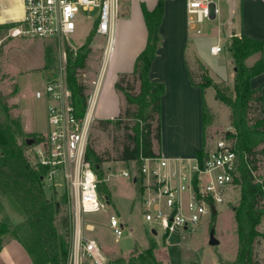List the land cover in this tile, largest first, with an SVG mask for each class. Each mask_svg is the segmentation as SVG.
I'll return each instance as SVG.
<instances>
[{
  "label": "rangeland",
  "instance_id": "1",
  "mask_svg": "<svg viewBox=\"0 0 264 264\" xmlns=\"http://www.w3.org/2000/svg\"><path fill=\"white\" fill-rule=\"evenodd\" d=\"M157 1L132 0L125 3L122 15L117 23L108 62L105 65L106 52L109 46L108 40L95 35L86 68L79 77L87 86L89 96H91L96 86L99 83L101 84L96 120L90 127L87 147H92L105 158L114 159L117 157L115 147L121 146L123 130L117 131L112 126L103 129L99 121L108 120L102 117L110 118L117 115V113L119 115L126 106L124 95L116 90L115 84L113 89L110 82L120 68H125L127 65L126 69L132 70L134 68V62L144 50L147 42V28L142 8L146 6L150 10V8L155 7ZM166 1H168V6L166 5V8H164L160 36L171 43L175 30L178 31V34L183 33L186 6L184 9V0ZM218 5L222 16L226 19L225 22L228 23L230 0H218ZM21 15L22 6L19 0H0V26L12 24L11 22L20 19ZM81 17L85 20L77 23L76 32L70 39L12 38L9 36V29L1 32L0 93L5 97L12 116L19 120L24 133L32 136L29 139L45 138L49 133L48 102L44 98L37 99L35 93L45 89L46 81L53 74L50 72H60L63 67L67 76L68 62H62L63 53H66V59H68L66 48L70 47L77 52L93 30L94 24L91 19L96 17V12L81 13ZM221 22L219 17L214 20L212 25L210 23L201 25L200 28L203 34L198 37L212 36L214 42L219 38L221 45L225 43L227 45L228 42H225L224 38L223 22ZM188 60L190 70L197 75L196 81L200 82L201 71L197 64L198 59L194 54L189 53ZM253 62L252 57L247 60V65L251 66ZM161 63L162 60H159L158 64ZM209 74L211 75L210 71ZM123 75L131 76L132 73L119 74L115 83ZM130 79L132 78L130 77ZM213 80L229 87L234 84V78L229 81L214 78ZM131 84L134 85V91L137 92L139 84L134 82H131ZM124 87H127V83H124ZM204 93L207 117L205 119V133L207 146H212L214 142L224 138L227 132L233 131L230 122L231 112L220 99L218 91L213 86L205 88ZM119 98L120 102L118 103ZM118 115L111 119L117 118ZM129 123L133 126L135 121L129 120ZM24 138L26 137H19V141ZM36 144L33 143L26 150L29 160L34 164L33 153ZM124 170H128L126 163L114 160L104 163V178L100 180L98 185L99 194L103 198L108 188L110 200H106L105 209L84 215L85 227L88 223H91L94 227L92 231H87L85 228L84 234L88 239L94 240L100 248L103 264L121 258L127 264L131 261L132 251L136 250L138 253H143L150 248L152 243H155L152 264L156 262L221 264V259L227 261L236 259L239 243L233 207L238 204L240 199L239 187L228 189L224 196V202L216 207L215 217L213 215L206 216L198 224L187 230L180 228L169 235H165L162 230H159V233L154 235L151 224L145 219L142 201L139 199L140 196L138 198L135 195L131 180L121 175ZM132 170L129 167V171L133 172ZM163 172H167V170L164 169ZM44 189L50 199L53 198L54 191L58 193L57 199L60 198L64 190L68 189L61 170H58L55 174L54 185H48L45 182ZM5 208L14 223L21 221L20 217L11 212L6 202ZM112 215L119 217L124 225V234L120 238H117L110 228V216ZM258 229L261 233H264V223ZM212 233L214 239L218 242L214 245L210 243ZM4 248L6 249L0 256V264H32L28 255L16 241L6 242ZM255 252L260 264H263L264 239L256 244ZM85 264L90 263L87 261Z\"/></svg>",
  "mask_w": 264,
  "mask_h": 264
},
{
  "label": "trees",
  "instance_id": "2",
  "mask_svg": "<svg viewBox=\"0 0 264 264\" xmlns=\"http://www.w3.org/2000/svg\"><path fill=\"white\" fill-rule=\"evenodd\" d=\"M164 5L165 0H158L152 10L143 6L142 14L147 28L145 48L135 60L132 75H123L115 83L116 90L124 95L126 106L117 118L99 121L103 129L112 126L117 131L123 130L121 146L115 147L117 157L105 158L92 147H87L85 155L86 162L90 163L99 181L104 178V163L112 160L126 163L133 169L132 180L136 179V190L140 197L146 189L145 175L142 173L144 160L160 157L155 153L154 145L161 144V101L166 88L164 83L151 82L149 74L162 43L159 28L164 16ZM12 25L0 26V36L2 31H7ZM95 35L98 34L93 28L77 52L70 47L66 48L68 85L79 117L84 115L90 97L87 86L79 77L86 68ZM226 46L235 67L233 86L216 83L199 59L197 64L201 71V81L197 82V75L190 70L191 81L193 86L202 91L213 86L230 109L233 131L227 132L225 138L239 155V176L236 183L240 189V199L233 207L237 223L238 253L235 260L221 259V264H260L255 246L264 239V233L258 229L264 223V177L261 174L264 158V106L262 89L252 88L251 80L264 71V41L234 35ZM253 56H258V59L248 66L247 60ZM131 82L139 84L137 92ZM124 83H127V87H124ZM206 118L203 100V147L197 152V158L201 162L208 153ZM129 120L135 121L133 126ZM19 137L26 138L19 141ZM30 137L32 136L24 133L19 120L12 116L5 97L0 93V253L6 242L14 240L22 247L32 264H69L73 233L70 192L65 189L59 199L56 191L53 192V198L47 196L44 178L48 169L32 163L26 154L30 147L27 144ZM41 140L42 137L34 139V144ZM103 199L110 200L108 188ZM5 202L21 221H12ZM154 250L155 244L152 243L145 252L136 257L133 255L127 264H152ZM107 264L126 263L121 258Z\"/></svg>",
  "mask_w": 264,
  "mask_h": 264
},
{
  "label": "built area",
  "instance_id": "3",
  "mask_svg": "<svg viewBox=\"0 0 264 264\" xmlns=\"http://www.w3.org/2000/svg\"><path fill=\"white\" fill-rule=\"evenodd\" d=\"M23 16L13 20L9 29L12 38L70 39L77 23L85 20L81 13L96 12L93 28L99 36L114 40L117 23L124 4L132 0H19ZM187 27L195 35L203 33L201 25L213 22L220 14L218 0H184ZM213 55L222 53L224 46L217 44L209 49ZM62 62H67L63 53ZM106 65V63H105ZM62 67L53 72L43 91H37V99L48 102L49 133L34 145L35 164L48 169L45 182L54 185L58 170L71 196L73 222L72 246L69 264H103L100 248L85 234L84 215L106 208V200L99 194V180L86 162L87 141L92 123L96 120V106L100 93L99 83L90 96L82 117L76 113L72 91ZM103 78V77H102ZM167 161L160 158L144 160L145 175L144 216L155 229L169 235L177 229H189L204 217L214 215L218 204L224 202L228 189L237 188L239 155L231 142L221 138L214 142L201 162L182 160L179 172L163 173ZM121 175L132 179L129 171ZM148 181V182H147ZM148 184V185H147ZM215 208V213L212 208ZM110 228L117 238L124 234L119 217L110 216Z\"/></svg>",
  "mask_w": 264,
  "mask_h": 264
},
{
  "label": "crops",
  "instance_id": "4",
  "mask_svg": "<svg viewBox=\"0 0 264 264\" xmlns=\"http://www.w3.org/2000/svg\"><path fill=\"white\" fill-rule=\"evenodd\" d=\"M166 5L168 6V1L165 0L164 8H166ZM153 8H150V10ZM219 17L223 22L225 42H228L234 35H244L250 39L264 41V0H230L228 23L225 22L226 19L222 16L221 9L220 14L216 18L218 19ZM213 23L214 21L210 24L212 25ZM183 26V33L178 34V31H174L171 43L166 39H162L155 59L151 64L149 74L151 82L164 83L166 88L161 101V144L154 145V151L159 154V158L167 161V166L164 168L167 172H163L166 175H171L175 171L179 172L180 162L182 160L195 159L197 152L203 147V100L205 93L200 88L192 85L188 54H194L208 68L214 79L233 80L235 73L231 53L225 50L227 48L226 43L223 45L224 51L222 53L213 55L209 49L214 45L220 44L219 38L214 42L212 36L198 37L200 35H195L187 27L186 15L183 20ZM161 32L160 28L159 33L161 34ZM208 44L210 45L208 46ZM262 57L264 59V48ZM253 59L255 62L258 56H253ZM159 60H162L160 65L158 64ZM126 67L117 70L115 77L112 78L110 85L113 89L119 74H130L133 72L134 68L129 70ZM50 73L52 74V72ZM251 86L254 89L259 87L262 89L264 106V71L251 80ZM100 94L101 88L96 111L100 101ZM119 100L120 98L118 99V103L120 102ZM115 116L102 118L111 119ZM213 146H207V149L209 150ZM127 167V171H129V166L127 165ZM129 172L133 175V172ZM261 174L264 177V158ZM130 180L133 184L135 195L139 198L135 181ZM144 195L139 198L142 201V205L144 203ZM85 228L87 231L94 229L91 223L86 224ZM151 230L152 233L155 231L156 234L153 233L154 235L159 233L153 226ZM5 249L0 253V256L4 253ZM132 253L134 254L131 257L141 254V252L138 253L136 250L132 251Z\"/></svg>",
  "mask_w": 264,
  "mask_h": 264
},
{
  "label": "water",
  "instance_id": "5",
  "mask_svg": "<svg viewBox=\"0 0 264 264\" xmlns=\"http://www.w3.org/2000/svg\"><path fill=\"white\" fill-rule=\"evenodd\" d=\"M234 70H235V69H234ZM52 73H53V72H52ZM33 143H34V140H32V139H28V140H27V144H28V146H32ZM135 180H136V179H134V181H135ZM212 212L215 213V208H214V207L212 208ZM153 233L156 234L155 231H153ZM210 243L213 244V245L218 243V242L214 239L213 233H212V235H211V242H210Z\"/></svg>",
  "mask_w": 264,
  "mask_h": 264
},
{
  "label": "bare ground",
  "instance_id": "6",
  "mask_svg": "<svg viewBox=\"0 0 264 264\" xmlns=\"http://www.w3.org/2000/svg\"><path fill=\"white\" fill-rule=\"evenodd\" d=\"M111 44H112V41H109V46H108V50H107V52H106V57H105V63H107L108 61V58H109V56H110V49H111Z\"/></svg>",
  "mask_w": 264,
  "mask_h": 264
}]
</instances>
